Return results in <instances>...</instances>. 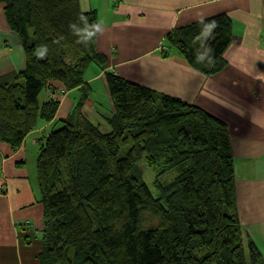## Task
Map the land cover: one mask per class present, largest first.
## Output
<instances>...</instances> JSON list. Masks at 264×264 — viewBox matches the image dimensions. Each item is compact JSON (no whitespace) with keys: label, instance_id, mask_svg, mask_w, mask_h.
<instances>
[{"label":"trees","instance_id":"trees-1","mask_svg":"<svg viewBox=\"0 0 264 264\" xmlns=\"http://www.w3.org/2000/svg\"><path fill=\"white\" fill-rule=\"evenodd\" d=\"M0 4L25 55L23 71L0 78V144L16 150L38 121L54 119L59 102H39L50 82L83 90L39 146L38 264H264L253 241L243 242L223 121L105 71L113 114L102 132L81 110L88 67H106L95 48V11L79 0ZM231 37V20L217 14L172 29L162 55L175 50L210 76L225 66ZM142 158L155 171L156 198L138 172Z\"/></svg>","mask_w":264,"mask_h":264},{"label":"crops","instance_id":"crops-1","mask_svg":"<svg viewBox=\"0 0 264 264\" xmlns=\"http://www.w3.org/2000/svg\"><path fill=\"white\" fill-rule=\"evenodd\" d=\"M79 4L83 11L96 13L95 48L106 59L104 69L91 64L85 73L83 115L102 132L109 131L106 120L113 108L104 79L108 71L223 121L233 156L243 242L252 240L264 261V0H79ZM217 14L229 17L232 33L219 72L206 76L175 50L168 57L162 55L172 29ZM24 68L23 49L8 29L0 4V78ZM41 95V103L59 102L54 119L38 121L16 150L0 144L4 187L0 264H38L43 229L36 171L39 146L71 113L83 90L66 91L50 82Z\"/></svg>","mask_w":264,"mask_h":264},{"label":"rangeland","instance_id":"rangeland-1","mask_svg":"<svg viewBox=\"0 0 264 264\" xmlns=\"http://www.w3.org/2000/svg\"><path fill=\"white\" fill-rule=\"evenodd\" d=\"M17 73H19V72H17ZM41 99H42V95L39 97V102H41ZM125 152H126V149H122L119 156H123L125 154ZM137 169H138V172L140 173L141 179L143 180V182L148 187V190L150 191L151 195L156 198L158 193H157L156 188L154 187L155 171L152 168L147 166L144 158H142L138 162ZM167 179L168 178L166 176L163 177L164 181H166Z\"/></svg>","mask_w":264,"mask_h":264},{"label":"built area","instance_id":"built-area-1","mask_svg":"<svg viewBox=\"0 0 264 264\" xmlns=\"http://www.w3.org/2000/svg\"><path fill=\"white\" fill-rule=\"evenodd\" d=\"M4 194V187L2 184H0V196Z\"/></svg>","mask_w":264,"mask_h":264}]
</instances>
